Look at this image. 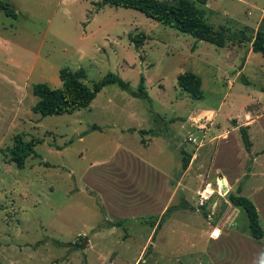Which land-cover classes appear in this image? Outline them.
<instances>
[{
    "label": "rangeland",
    "instance_id": "1",
    "mask_svg": "<svg viewBox=\"0 0 264 264\" xmlns=\"http://www.w3.org/2000/svg\"><path fill=\"white\" fill-rule=\"evenodd\" d=\"M3 1L17 16L0 11V264H264V236L253 239L245 212L227 201L251 200L264 231V58L250 43L218 48L98 0ZM203 8L214 29L264 31V0ZM140 33L136 51L129 36ZM63 68L84 69L88 86L115 74L134 92L143 75L151 102L111 84L88 108L35 114L32 86L59 88ZM185 72L200 77L201 100L178 88ZM17 136L43 141L22 169L9 156ZM119 147L170 174L113 162ZM207 184L216 191L199 209ZM216 225L223 235L212 241Z\"/></svg>",
    "mask_w": 264,
    "mask_h": 264
},
{
    "label": "trees",
    "instance_id": "2",
    "mask_svg": "<svg viewBox=\"0 0 264 264\" xmlns=\"http://www.w3.org/2000/svg\"><path fill=\"white\" fill-rule=\"evenodd\" d=\"M206 2L207 0H98L96 5L99 8L110 6L137 11L155 22L218 48L225 47L227 42L236 41L239 44L249 42L251 51L260 54L264 58L263 30L256 31L254 36H247L245 30L230 33L224 27L214 29L205 20L203 7ZM0 11L11 18H16L17 16L15 10L7 1L0 0ZM129 39L134 49L138 51L143 46L145 35L143 33L136 36L130 35ZM58 76L61 81L59 88H50L45 84L32 86V95L37 98V102L32 107V111L35 114L41 117L70 115L76 111L88 108L102 88L111 84H116L122 91L127 92L133 98L143 99L148 103L151 102L146 92L143 75L140 77L139 85L135 92L131 91L128 82L112 73H108L91 86H88L85 82L86 75L82 68L77 71L63 68L59 71ZM176 83L178 88L187 93L192 99H202L201 79L198 75L191 72L179 74ZM261 92L264 93V88L261 89ZM90 131H101V128L93 125ZM239 133L245 151L249 152L252 144L248 134V126L239 127ZM42 142L41 139L37 138L24 141L20 136H17L14 147L9 149L11 161L17 168H24L27 158H40L34 147ZM181 154V170L184 172L188 168L191 156L183 150H181ZM228 200L232 205L239 207L245 212L250 236L253 239L261 240L264 231L259 224V216L255 205L248 198L240 195L229 194ZM155 233L156 231L152 236V240L155 237Z\"/></svg>",
    "mask_w": 264,
    "mask_h": 264
},
{
    "label": "crops",
    "instance_id": "3",
    "mask_svg": "<svg viewBox=\"0 0 264 264\" xmlns=\"http://www.w3.org/2000/svg\"><path fill=\"white\" fill-rule=\"evenodd\" d=\"M250 45V50H251V44H249ZM245 126H247V125H245ZM239 127H242V126H239ZM239 127H238V132H239ZM249 127V126H248ZM249 129V128H248ZM240 134V133H239ZM85 136V135H84ZM83 138V137H82ZM82 138H79V139H82ZM241 138V137H240ZM156 139H159V137H155V138H153L152 139V141L153 140H156ZM152 141L151 142H149L150 144L152 143ZM242 141V140H241ZM243 144V143H242ZM166 145V144H165ZM165 148H166V146H164ZM251 149V148H250ZM120 156H121V158H120ZM118 158V159H117ZM195 159V158H194ZM113 162H118V161H122V164H124V162H127V164H129V163H131V162H135L136 164H138V165H140L141 167H144V169H146V171H145V175H147L148 176V178H150V177H160V178H162V176L163 175H165L166 177H167V175L166 174H170V173H168V172H163L162 170H159V168L158 167H153V166H151V165H149L148 163H145L141 158H138V157H136V156H134L132 153H130V152H128L127 150H125V149H122L121 147H119V149H118V153H117V156L112 160ZM194 161V160H193ZM192 165H193V162L191 161L190 163H189V165H188V168L186 169V171H184L185 172V174H184V176L186 175V174H188V172L190 171V169H191V167H192ZM149 173V174H148ZM194 173V174H193ZM193 174V177H195L197 174H199V173H197L196 171H193L192 173H190V175H192ZM188 176H189V174H188ZM225 183V182H224ZM220 184H221V182H220ZM210 185V184H209ZM222 185V184H221ZM223 186V185H222ZM225 191L228 193V191H227V189H225ZM240 195V194H239ZM240 196H242V195H240ZM244 197V196H243ZM247 198V197H246ZM228 199V198H227ZM228 202H229V200H227ZM251 201V200H250ZM252 202V201H251ZM259 202V201H258ZM230 203V202H229ZM253 203V202H252ZM230 205L231 206H233L234 208H236L238 211H240V208L239 207H236V206H234V205H232L231 203H230ZM259 206H261V207H263L262 206V204L259 202ZM240 213V212H239ZM259 216V215H258ZM156 227L153 229V232H155V231H157V227H158V224L157 225H155ZM212 228V230H214V231H217V234H218V237L217 238H214L213 236H211V234L209 233V238L212 240V241H215L216 239H218V238H220V236L221 235H223L222 233H221V230H220V228H219V226L218 225H216V226H213V227H211ZM193 230V229H192ZM211 230V231H212ZM194 231V230H193ZM210 231V232H211ZM196 232V231H195ZM202 234H201V236L203 237H205V235H204V233H203V230L202 231H200ZM191 233H193L192 231L190 232V234ZM207 233V232H206ZM154 234V233H153ZM156 234V233H155ZM264 236V235H263ZM207 237V236H206ZM151 240H152V238H151ZM149 242L148 243H150V236H149V240H148ZM121 242H126V241H121ZM147 243V244H148ZM147 246V245H146ZM145 246V247H146ZM143 251H142V253L144 252V250L146 251V248H143L142 249ZM136 262H138V259H137V261ZM135 262V263H136ZM161 263V261H159V263L158 264H160Z\"/></svg>",
    "mask_w": 264,
    "mask_h": 264
},
{
    "label": "built area",
    "instance_id": "4",
    "mask_svg": "<svg viewBox=\"0 0 264 264\" xmlns=\"http://www.w3.org/2000/svg\"><path fill=\"white\" fill-rule=\"evenodd\" d=\"M220 189L222 190V188ZM215 191L216 190L212 189L211 185L209 184L205 185V187L198 193L197 208L199 209L205 208L209 204L213 195L215 194ZM211 236L217 238L218 237L217 231L211 232Z\"/></svg>",
    "mask_w": 264,
    "mask_h": 264
},
{
    "label": "water",
    "instance_id": "5",
    "mask_svg": "<svg viewBox=\"0 0 264 264\" xmlns=\"http://www.w3.org/2000/svg\"><path fill=\"white\" fill-rule=\"evenodd\" d=\"M84 244H86V239H84Z\"/></svg>",
    "mask_w": 264,
    "mask_h": 264
}]
</instances>
